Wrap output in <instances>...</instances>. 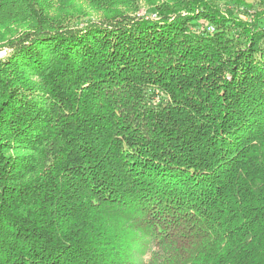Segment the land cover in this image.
Returning <instances> with one entry per match:
<instances>
[{
	"label": "trees",
	"instance_id": "obj_1",
	"mask_svg": "<svg viewBox=\"0 0 264 264\" xmlns=\"http://www.w3.org/2000/svg\"><path fill=\"white\" fill-rule=\"evenodd\" d=\"M84 1L0 0V264H264V0Z\"/></svg>",
	"mask_w": 264,
	"mask_h": 264
},
{
	"label": "rangeland",
	"instance_id": "obj_2",
	"mask_svg": "<svg viewBox=\"0 0 264 264\" xmlns=\"http://www.w3.org/2000/svg\"><path fill=\"white\" fill-rule=\"evenodd\" d=\"M246 3L253 2V0H243ZM78 5H80L81 9L84 10L85 12H89V16L87 17L86 15H83L81 13H75L72 17H70V21H72L73 25H77L79 27H82L85 22L88 19H95L97 18L98 14L91 10L88 4L84 0H78ZM142 8L139 10L136 14L137 15H148V9L145 7L144 3L141 2ZM152 17H154V14H152ZM87 18V19H86ZM8 50L5 48H2L0 50V57L4 56Z\"/></svg>",
	"mask_w": 264,
	"mask_h": 264
},
{
	"label": "built area",
	"instance_id": "obj_3",
	"mask_svg": "<svg viewBox=\"0 0 264 264\" xmlns=\"http://www.w3.org/2000/svg\"><path fill=\"white\" fill-rule=\"evenodd\" d=\"M212 28H210V30H211Z\"/></svg>",
	"mask_w": 264,
	"mask_h": 264
}]
</instances>
